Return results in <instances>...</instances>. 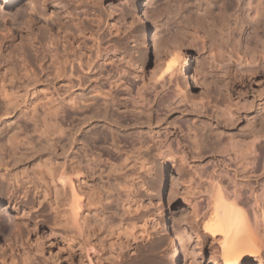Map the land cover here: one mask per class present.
Segmentation results:
<instances>
[{
    "label": "rangeland",
    "instance_id": "374dc122",
    "mask_svg": "<svg viewBox=\"0 0 264 264\" xmlns=\"http://www.w3.org/2000/svg\"><path fill=\"white\" fill-rule=\"evenodd\" d=\"M140 2L145 9L144 24L149 28L135 29L133 24L131 25L132 2L127 0H20L14 7H2L0 84H4L3 90L6 92L0 88V113L9 108L8 103L13 101L15 104H11L13 107H10L15 108L11 115H2V118L7 120L0 125V144H5L8 140L6 138L15 131L16 134H13L17 137L13 139L16 141V151L7 150L2 153L5 155L14 153L15 157L20 159L14 167L8 168L6 173L12 174L13 171H17L18 180L27 178L33 181L36 178V170L39 171L37 165L41 164L40 167L45 170L43 165L56 160L54 148L50 147L49 143L55 141L57 150L58 145L65 140L63 127L70 126L73 130L76 129L79 114L68 106L65 108L66 113L51 108L54 113L49 114L50 101H59L61 97L54 91L61 83L51 82L50 55L55 54L53 59L56 61L57 58H64L68 67V61L75 59L80 51L88 53L95 59L99 41L102 48L106 49L102 74H122L125 77L138 75L137 87H133L130 94L123 92L121 97L128 104L134 102L138 107L139 105L143 107L144 111L140 117L152 115L157 121L154 122L152 129L158 133L150 142L162 141L164 149L172 148L170 150L172 154L179 156L180 153H184L187 157L186 162H172L170 156L160 158L154 154L152 172L143 174L144 187H140L136 194L144 207L140 209L138 217L133 216L129 219L135 225L129 227L128 224V227L134 231L143 216L152 214L159 217L158 224L150 229L151 237L132 241V245L130 243L128 249L124 248L126 250L120 252L119 260L115 259L114 263L171 264L170 239L164 231L162 232L165 223L167 224V217L170 216L176 221V228L183 233L190 264H221V260L216 257L219 246L210 242L209 238L204 240L200 237L201 239L197 241L196 234L190 231L192 225L190 218L196 204L210 191L207 180L216 176L221 182L227 183L225 171L232 175L235 167L241 169L235 176L239 186L256 187L261 189V192L264 191V170L260 169L252 175L245 172L246 166L241 164L243 161L239 163L241 160L227 161L226 164L222 161L225 156H232L230 144L238 139L239 142L250 144L256 138L255 144L259 146L264 143V122L263 124L260 122L262 126L259 122L252 121L256 110L259 107L264 108L262 102L264 61L253 66L244 59L241 64L236 63L237 54L242 53V58H247L250 56L247 53L250 50L252 52L255 45L258 46H255L258 49L255 52L260 53L262 49L258 44L264 41V0H140ZM245 12L250 15L252 22L258 25L255 37L252 35L250 39H246L244 35L248 21L244 16ZM150 28H155L158 37L155 38L153 46L149 45V41L143 46L141 44L145 41V34ZM172 47L186 49L191 57L189 75L201 83V91L195 87L190 88L188 94L192 101L175 99L167 87H158L153 91L149 86L152 81L150 79L153 78V74L156 76L159 65L165 61L168 50ZM253 53L254 51L252 55ZM23 58H26L25 62L22 61ZM156 65L158 66L155 67ZM140 78L145 84L141 83ZM32 79L36 82L31 83ZM8 99L12 101L9 102ZM132 106L135 107L134 104ZM64 116L68 117L67 120L63 119ZM65 124L67 125L64 126ZM74 136L75 133L72 138ZM112 156V161L114 159L116 160L114 162L118 163V156L114 153ZM0 167L4 169L3 166ZM3 169L0 173L6 171ZM1 174L0 244L4 247L16 239L18 243L22 241L25 248L33 251L34 234L27 231L25 216L28 208L34 203L40 210L29 211L31 220L41 224L42 227H38L39 233L43 241L52 243L51 249L54 251L56 246L61 244V240L59 234L56 235L53 231L60 233L61 230L58 225V227L53 225L59 218L55 219L53 210L47 202L52 201L51 189L48 194L42 195L40 203H37L34 194L36 189L31 186L25 197L29 198L28 202L15 204L8 198L9 186ZM167 178L172 182L170 191L165 189ZM106 179L104 177L103 181L96 179L97 184L93 186L96 193L92 192L93 198L99 194L105 197L108 193L109 200L113 201L116 180L110 181L114 184L109 186ZM4 183L7 186H3ZM187 185L190 189H186V192L183 187ZM190 185L194 189H191ZM189 190L192 192L189 193ZM22 195V188L19 187L16 196L14 195L16 202ZM108 206L106 207L110 210L106 209L107 221L93 226L96 227V232L100 229L97 233L111 234L114 231L115 236L121 225L117 217L108 215L112 204ZM113 234L111 237L107 234L106 241L115 240ZM114 245L109 247L107 244L109 248L106 246L105 248L107 251L118 250L119 254V249ZM112 247L117 248L116 251ZM252 263L253 259H250L244 264Z\"/></svg>",
    "mask_w": 264,
    "mask_h": 264
},
{
    "label": "bare ground",
    "instance_id": "6f19581e",
    "mask_svg": "<svg viewBox=\"0 0 264 264\" xmlns=\"http://www.w3.org/2000/svg\"><path fill=\"white\" fill-rule=\"evenodd\" d=\"M1 1L0 12L2 7H14L20 2V0ZM127 1L132 2L131 25L133 24L132 26L135 29L140 27L147 28L148 26L144 24L145 9L142 7L143 3L140 0ZM259 10L261 11L262 9L260 8ZM244 16L248 19V21L246 20L247 29L244 35L246 39H250L252 35L255 37L257 24L252 22L248 13L245 12ZM157 33L155 28L148 29L145 34V41L141 45L144 46L145 42L149 41V45L153 46L154 41L158 37ZM258 45L263 50L261 49L260 53L255 52L257 49L255 47L257 45H255L254 50L252 47L250 48L252 52L254 51L253 55L251 50H248L247 54H250V56L247 58H242V53H236V63L241 64L244 59V61L246 60L253 66L258 62L264 61V41L262 40L261 44ZM104 51L106 49L102 48L100 42L97 41L95 59H92L88 53L80 51L75 59L68 61V67L66 66L67 60L57 58L58 61H56L53 59L55 54L50 55L49 61L51 63H49L52 66L50 71L51 82L61 83L54 88L56 94L61 97L56 102L52 99V101L49 100L51 104H49V114L52 115L54 113V111H51L52 109L63 111L62 113L65 111L66 113L65 108L68 106L72 110L77 111L76 113L79 114L77 118L79 119L77 120L78 123L74 124L76 129L73 130L70 126L67 128L63 127V130L65 129V132H63L65 140L58 145V152L55 141L49 143V146L54 148L53 153L55 152L56 160L48 161V165L44 163L43 167L45 166V170L40 167L41 164L37 165L39 171L36 170L35 180H28L25 177V180L22 178L23 180L20 181L21 179L18 180L19 173L17 171H13L12 174L6 173L8 168L14 167L17 161H20L19 158L15 157L16 154L14 153L10 155L2 153L7 150V152L16 151L17 145L14 139L17 136L15 131H12L9 137L6 138L8 140L5 144H0V166H3L6 170L0 174L9 186V188L7 187L8 198L15 204H25L29 200L28 197H25L30 190L29 188L33 186L36 189L34 192L36 201L40 203L42 195L45 196L51 189L53 202L50 200H47V202L53 210L55 219L59 218V221L56 223L54 221L53 225H58L61 230L60 233L53 231L54 234H59L61 244L59 246L55 245L57 248L52 251V243L43 241L39 233L38 227H42L41 224L31 220L29 211L38 212L40 210L38 205L33 203L28 208L25 216L27 231L34 234L33 251L25 248L22 241L18 243L16 239L7 243L4 247L0 244V264H115L124 248L128 249L130 243L132 245V241L138 238L147 239L151 237L150 229L158 224L159 217L154 214L143 216V218L141 216V220L137 223V228L134 231L129 230L132 224L135 225L129 219L133 216L138 217L140 209L144 207L143 202L136 196L139 188L144 187L143 174H149L152 170V157H154V154L160 158L170 156L172 162H186L187 157L184 153H180L179 156L172 154L173 152L170 151L172 148L164 149L165 147L161 144L162 141L158 143L150 142V139H153L158 133L152 129L153 124L157 121L152 118V115L148 117L145 115L146 118L141 116V118L140 114L144 111L142 110L143 107L141 105L138 107L132 101L133 103L131 104L136 107L133 108L131 104H128L121 97L123 92L130 94L132 88L137 87L138 75L134 74V77H125L122 74H102ZM25 59L23 58L22 61L25 62ZM190 69L191 57L186 49L183 48L181 50L180 48L172 47L168 50L165 61L161 66L159 65L156 76L153 74V78L150 79L152 81L149 86L153 91L158 87H167L175 99H189L192 101L193 99H190L191 97L188 94L190 88L195 87L201 91L202 86L198 80L190 77ZM140 79L143 84V79ZM35 82L32 79L31 83ZM1 83L3 82L1 81ZM3 85L0 84V88L3 92H6V90H3ZM225 91L228 92L227 90ZM262 102L264 107V100ZM8 104V107L11 108L13 107L11 104L14 105L15 103L13 101V103ZM9 108L5 109L4 112L2 111V114L0 113V125L7 120L2 118V115H9L15 106L14 108ZM254 114L252 121L263 124L264 108L259 107ZM66 117L64 116L63 119L67 120L68 117ZM64 122L68 123L67 121ZM74 133L75 136L72 138ZM240 138L244 140V138ZM255 140L250 144L240 141L241 144L239 139L234 141V143L232 142L230 144L233 150L232 156H225L222 159L223 163L226 164L227 161L231 162V160H236L237 162L241 160L239 163L243 161L241 164L247 167H245V172L247 171V173L252 175L260 169L264 170V143L259 146L255 144ZM112 153L118 156V163L114 162L116 161L114 159L112 161L111 158L114 156L111 157ZM54 164L55 166H53ZM238 170L241 169L235 167L232 175L225 171L227 183L221 182L216 176L211 177V179L208 177L210 180H207L208 185H206L210 188V191L208 190L209 193L207 192V195L202 197L203 200L201 199V202L199 201L193 209L192 218H190L192 219L190 231L196 234L197 241H199L200 237H203V239L209 238L210 242L219 246L218 256H215L221 260V264H244L250 259H253L252 264H264V191L262 190L263 192H261V189H256V187L245 188L239 186L235 180ZM103 177L107 178L109 186L114 184V182L110 181L116 180V191L113 201L112 199L111 201L109 200L108 193L105 197L100 194L97 196L96 194L95 196L98 198H93L94 193L92 192H95L93 186L97 184L96 179H99L97 181H103ZM117 178L120 180H117ZM4 184L3 186H7L6 183ZM192 185H190L191 189H194ZM1 186L2 184L0 183V188ZM19 187L22 188L23 195L16 202L14 195L16 196ZM171 188L172 182L167 178L165 189L170 191ZM183 188H185L183 190L186 192L190 189L188 185ZM4 190L3 188L2 191ZM188 192L192 191L189 190ZM108 204H112L111 212H107L108 215L112 214L117 217L118 223L121 225L115 236L113 234L114 231L111 232L112 236L116 237L115 240L111 241H106L107 234L111 237L109 232L107 234L97 233L100 229L96 232V227L94 228L97 224L101 225V223L107 221L106 209L110 208ZM175 222L168 216L167 224L165 223L164 229L162 228V232L164 231V234H167L170 239L171 264H190L191 260L187 256L188 251L183 241V233L179 228V230L176 228ZM29 224L31 227H28ZM115 228L119 229L118 226H115ZM110 231L112 230L110 229ZM158 231H155V233ZM107 244L109 247L115 244L119 249V254L118 250L117 252L107 251L105 248V246L108 247ZM20 248H22V253H20ZM104 248L106 251H104ZM113 249L116 251L115 247Z\"/></svg>",
    "mask_w": 264,
    "mask_h": 264
}]
</instances>
